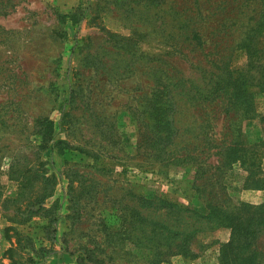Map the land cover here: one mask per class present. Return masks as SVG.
<instances>
[{
  "label": "rangeland",
  "instance_id": "374dc122",
  "mask_svg": "<svg viewBox=\"0 0 264 264\" xmlns=\"http://www.w3.org/2000/svg\"><path fill=\"white\" fill-rule=\"evenodd\" d=\"M156 3L0 0V264L7 226L52 248L39 264H220L230 230L205 202L264 203V0ZM225 70L242 100H212ZM50 176L53 243L40 217L21 225Z\"/></svg>",
  "mask_w": 264,
  "mask_h": 264
},
{
  "label": "trees",
  "instance_id": "16d2710c",
  "mask_svg": "<svg viewBox=\"0 0 264 264\" xmlns=\"http://www.w3.org/2000/svg\"><path fill=\"white\" fill-rule=\"evenodd\" d=\"M144 1V0H142ZM155 1V0H152ZM166 0H157L156 6L161 5ZM141 3V1H139ZM65 17H69V21H75L74 15H65ZM138 35V30L136 28H132V33L129 37H121L117 35L119 39L123 42H132L133 38ZM170 34L164 35L161 39L164 43L168 44V38ZM189 35H187V38ZM204 35L199 33L192 34L189 38V43L196 42V44H201V39ZM169 45V44H168ZM193 47V43L191 45ZM184 55V52L182 53ZM218 54V53H217ZM216 54V55H217ZM233 84L231 71L225 70L219 74V80L216 82V86L213 89V94L211 96L212 100L216 99L218 93L223 92L224 96L227 94L229 98H234L235 101L239 99L242 100V94L244 90L241 91V86L236 84L233 87L231 93H228V88ZM244 101V100H243ZM240 102L237 107L241 110V116H247L252 113L250 110V106H245L244 103ZM250 105V104H249ZM41 128V145L43 149L46 150V154H50L54 151L55 147L61 143L53 142V128L54 124L52 121L43 120ZM67 147V146H66ZM234 155V154H233ZM232 157V155H231ZM238 156H233V158L225 159V163L222 165L230 166L234 161L238 160ZM220 180V177H218ZM56 184L55 176H50L43 183L42 190L35 196V198L28 200V207L25 211L27 214L26 219L23 220L21 225L29 222L32 217H40L45 221V224L42 226V231L46 239L53 243L56 234L55 223L59 218L60 206L57 203V199H54L53 202L48 206L47 200L53 198L54 187ZM160 202L163 206H167L168 208H175L179 212H183L186 209H182L177 207L175 204L168 203L164 199ZM205 206L207 209L206 215L201 217V219H207L210 221L216 222L217 225L224 226L229 228L230 230V238L226 243L220 245L219 249V262L220 264H264V249L255 248V242L261 233L264 230V203L259 205H252L248 203H240V205H218L217 203L205 202ZM32 207H37L36 210H32ZM11 223V218H7ZM5 237L6 240L10 242V247L5 250L4 258H6L9 263L8 264H39L42 263L43 260L47 257V254L51 253V249H47L44 247L35 248L34 241L32 237L15 226H7L5 228ZM14 239V240H13ZM51 243V245H53ZM188 243H185V245ZM180 247L181 245H176L175 248ZM37 259V262L35 261ZM96 264L93 262V259L88 257L79 256L76 264ZM97 264L100 262L97 260Z\"/></svg>",
  "mask_w": 264,
  "mask_h": 264
}]
</instances>
